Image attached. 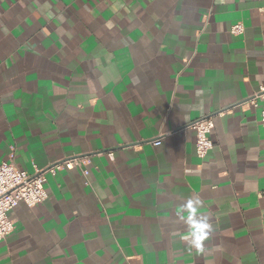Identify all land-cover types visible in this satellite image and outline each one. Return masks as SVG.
Returning a JSON list of instances; mask_svg holds the SVG:
<instances>
[{"label":"crops","instance_id":"obj_1","mask_svg":"<svg viewBox=\"0 0 264 264\" xmlns=\"http://www.w3.org/2000/svg\"><path fill=\"white\" fill-rule=\"evenodd\" d=\"M263 84L264 0H0V163L87 162L9 211L0 264H264Z\"/></svg>","mask_w":264,"mask_h":264},{"label":"built area","instance_id":"obj_2","mask_svg":"<svg viewBox=\"0 0 264 264\" xmlns=\"http://www.w3.org/2000/svg\"><path fill=\"white\" fill-rule=\"evenodd\" d=\"M233 33H241V24L231 28ZM248 105L259 111L260 123L264 126V84L255 91L248 100ZM214 126L210 117H202L189 124L195 131V151L199 158H203L212 148L213 141L210 132ZM152 140L154 145L160 143V138ZM112 156L111 153H109ZM87 164L84 157L71 156L56 160L42 168L33 164L31 172L18 168L10 161L0 163V241L8 236L14 229L13 220L9 218V211L18 203L24 202L32 207L43 202L48 193L44 187L47 174L56 175L63 169L83 168ZM83 173L87 170L83 168Z\"/></svg>","mask_w":264,"mask_h":264},{"label":"clouds","instance_id":"obj_3","mask_svg":"<svg viewBox=\"0 0 264 264\" xmlns=\"http://www.w3.org/2000/svg\"><path fill=\"white\" fill-rule=\"evenodd\" d=\"M210 230L209 229V225L207 223V218L204 217L201 219V222H200V225H199V228L197 229V231L194 233V236H199V240L197 239H194L192 241L193 245L196 247V248H201V244H200V240L203 239V235L206 231Z\"/></svg>","mask_w":264,"mask_h":264}]
</instances>
